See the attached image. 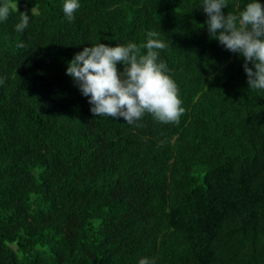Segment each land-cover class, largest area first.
<instances>
[{
    "label": "trees",
    "instance_id": "obj_1",
    "mask_svg": "<svg viewBox=\"0 0 264 264\" xmlns=\"http://www.w3.org/2000/svg\"><path fill=\"white\" fill-rule=\"evenodd\" d=\"M63 3L18 0L0 23V264H264V91L211 38L202 0H81L72 22ZM149 31L179 123L94 116L68 62Z\"/></svg>",
    "mask_w": 264,
    "mask_h": 264
},
{
    "label": "clouds",
    "instance_id": "obj_2",
    "mask_svg": "<svg viewBox=\"0 0 264 264\" xmlns=\"http://www.w3.org/2000/svg\"><path fill=\"white\" fill-rule=\"evenodd\" d=\"M201 5L211 38L243 57L250 89L264 91V0H249L242 11L227 15L223 9L229 8L230 0H202ZM80 7L81 0H64L65 18L72 22ZM13 11L19 12L18 0H0V23ZM32 19L33 10L31 16L21 13L15 31L25 32ZM166 48L156 31H149L140 45L132 41L115 46L99 42L76 53L68 62L66 74L88 99L96 117L123 118L137 126L146 115L163 124L179 123L185 110L176 81L160 58ZM121 63L123 70L118 68ZM138 264L156 262L143 257Z\"/></svg>",
    "mask_w": 264,
    "mask_h": 264
}]
</instances>
